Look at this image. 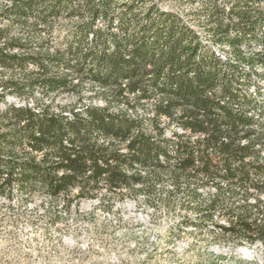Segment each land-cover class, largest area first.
<instances>
[{
  "label": "trees",
  "instance_id": "obj_1",
  "mask_svg": "<svg viewBox=\"0 0 264 264\" xmlns=\"http://www.w3.org/2000/svg\"><path fill=\"white\" fill-rule=\"evenodd\" d=\"M45 1L52 6L37 17L50 29V17L73 0ZM122 2L119 13L112 7L114 0L88 3L90 19L79 25L76 44L65 51L51 52L47 45L35 51L0 29V66L30 70L20 81L1 83L0 187L17 185L28 194L41 188L53 197L76 190L80 200L94 199L101 182L126 191L142 186L146 178L139 170L163 168L173 151L178 155L174 180L199 173L216 181L222 174L221 179L245 189V201L251 196L258 200L264 194V132L256 135L252 128L255 112L263 111L262 92L255 85L253 92L241 93L243 84L250 89L254 84L241 69L264 78V10H254L264 0H238L232 11L236 23L225 24L218 8L212 14L214 43L232 49L236 62H222L183 16L156 2ZM35 8L33 0H10L0 20H23ZM99 17L105 26L97 24ZM253 43L256 50L250 49ZM51 67L71 69L79 85L68 76L49 74ZM86 78L102 89L104 106L70 105L54 111L50 105L4 101L8 90L19 95L20 90L31 94L36 87L53 94L77 91ZM148 101H155L150 118L134 113ZM121 105L125 111H112ZM216 191L207 214L223 200V189L217 186ZM235 198L232 192L230 205ZM248 208L239 207L238 220L225 231L246 243L260 240L264 245V227L251 221Z\"/></svg>",
  "mask_w": 264,
  "mask_h": 264
},
{
  "label": "rangeland",
  "instance_id": "obj_2",
  "mask_svg": "<svg viewBox=\"0 0 264 264\" xmlns=\"http://www.w3.org/2000/svg\"><path fill=\"white\" fill-rule=\"evenodd\" d=\"M101 1L73 0L68 8L50 17L51 28L47 29L39 24L37 13L52 4L33 0L36 8L30 15L23 20L4 17L0 29H7L8 37L21 38L35 51L41 49L40 45H47L51 52L65 51L69 45L76 44L74 37L79 25L90 19L85 11L88 3L98 5ZM122 1L126 0L112 3L115 13L121 11ZM237 1L147 0L146 5L156 2L164 10L183 16L222 62H236L232 49L214 43L210 28L216 8L223 10L225 24L236 23L232 11ZM7 6L10 7V0H0V11ZM258 8L263 11L264 2L254 5V10ZM97 24L105 26V19L99 17ZM250 49L257 47L253 43ZM71 62L74 63L73 58ZM241 70L254 82L251 89L243 84L241 93L253 92L255 85L262 92L259 101L263 111L255 112L257 122L252 128L257 135L264 132V78L250 74L245 67ZM29 71L0 66V91L1 83L20 81ZM49 71L51 75L68 76L73 79V85H79L71 69L51 67ZM20 92L21 95L4 91L5 103L50 105L54 111L70 105L102 107L105 103L102 89L87 78L77 91L71 88L53 94L36 87L31 94L26 90ZM154 104L155 101L144 102L136 106L134 113L150 118ZM2 109L5 110V104ZM117 110L126 108L122 105L112 108L114 112ZM172 129L181 134L178 127ZM177 160L178 155L169 151V161L163 168L139 170L146 179L132 191L111 189L101 182L94 199L80 200L76 190L53 197L41 188L28 194L17 185H3L0 187V264H264V245L260 240L246 243L225 231L232 220H238L242 213L238 209L245 204L249 205L251 221L264 227V194L258 200L251 196L245 201L242 197L245 189L221 179L222 174L216 181H207L199 173L176 181L171 175L177 170ZM3 179L0 177V185ZM217 186L223 189V200L212 214H207V207L217 195ZM232 192L236 198L230 205Z\"/></svg>",
  "mask_w": 264,
  "mask_h": 264
},
{
  "label": "bare ground",
  "instance_id": "obj_3",
  "mask_svg": "<svg viewBox=\"0 0 264 264\" xmlns=\"http://www.w3.org/2000/svg\"><path fill=\"white\" fill-rule=\"evenodd\" d=\"M261 259V258H260ZM263 259V258H262Z\"/></svg>",
  "mask_w": 264,
  "mask_h": 264
}]
</instances>
